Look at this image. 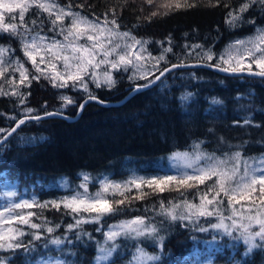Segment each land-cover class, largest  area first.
I'll return each mask as SVG.
<instances>
[{"label":"trees","instance_id":"trees-1","mask_svg":"<svg viewBox=\"0 0 264 264\" xmlns=\"http://www.w3.org/2000/svg\"><path fill=\"white\" fill-rule=\"evenodd\" d=\"M55 1L97 22L115 19L119 30L145 42V50L159 61L157 74L177 64L213 65V61H207L205 52L211 50L215 55L227 42L264 26V5L258 2L234 25L227 22L228 13L239 14L245 0H189L196 6L176 9L167 15L162 14L163 7L150 5L146 0ZM152 12L161 14L149 20ZM11 16L5 13L8 21L20 23L18 13ZM51 21L52 16L36 7L29 8L25 14L29 30L50 35ZM0 44L11 46L21 56L17 37L0 33ZM161 55L165 58L158 60ZM114 80L112 88L89 89L108 106L90 100L75 120H27L0 145V194L5 185H11L18 196H34L35 206L27 211L35 213L31 223L40 226L32 229L17 224L25 233L18 239L27 250L0 248V263L34 264L40 258L59 257L63 264H96L95 256L98 246L106 240L107 226L141 217L156 227L157 233L122 234L114 241H107L115 250L100 264H126L137 249L158 257L150 264H192L197 260H209V264H264V250L245 255L246 247L241 243L206 244L213 238L210 231H199L207 225L206 220H196L182 211L185 203L201 199L215 183V177L204 184L189 181L193 187H186L176 179L164 185L163 192L153 183L142 181L137 184L139 187L134 184L127 191L123 189L108 196L117 211L97 222L84 223L76 232L69 230L78 214L62 204L57 210L51 202L79 189L84 174L110 180L160 176L167 172L166 158L170 153L189 149L194 143L210 153L240 150L243 155L252 156L264 152V77L224 76L205 67L175 69L154 86L134 91L120 105L116 104L135 86L147 84L131 81L118 71L114 72ZM18 92L22 96L0 95V127L6 130L0 139L26 116L59 112L74 117L88 98V94L79 90L69 88L67 92L65 88L53 87L45 78L21 85ZM63 93L75 103L65 104L61 99ZM28 108L33 112H24ZM245 120L250 123L245 124ZM95 185L90 183L89 189ZM217 191L218 186L209 196ZM221 197L222 201L226 200L225 196ZM120 200L124 203H115ZM168 210L188 218L172 220L166 214ZM49 227L54 229L52 233L47 232ZM33 233L41 238L34 240ZM55 237L64 243L53 245L51 240Z\"/></svg>","mask_w":264,"mask_h":264},{"label":"snow or ice","instance_id":"snow-or-ice-1","mask_svg":"<svg viewBox=\"0 0 264 264\" xmlns=\"http://www.w3.org/2000/svg\"><path fill=\"white\" fill-rule=\"evenodd\" d=\"M148 4H153L154 0H146ZM260 3L264 5V0H245L243 4H241L238 12L239 14H235L234 12L230 11L228 16L230 19L227 21L229 24H235L238 20L242 19V14L248 11L255 3ZM165 9V12L162 13L163 15H167L168 12L181 9V8H190L195 7V3H189V0H165V3L160 5ZM227 7V5H225ZM36 7L44 12H48L49 16H55V19L51 21L53 28L56 26L61 27V32L66 33L64 35V40L67 41L66 44L61 43L60 41H53L49 44H43V37H40V42L34 37L31 41H28L25 33L20 32L19 29L21 27L26 29L25 24V14L28 12L29 8ZM19 10V24L16 23H5V13L11 16L16 10ZM56 9V11H53ZM158 12H152L151 16L148 17L151 20L152 17L157 16ZM65 17H69L71 19V25L65 28L64 21ZM12 19H15V16H11ZM35 24L36 21H33ZM249 23H254V21H249ZM112 25V27H109ZM119 24L115 19L108 20L105 18L103 23H96L90 21L87 17L80 15L79 13L72 12L70 8L65 10L64 7H61L53 2H49V0H0V33H8L13 37H18L21 40L22 48L24 52V56L31 61L33 67L35 68L36 72L39 75H29L28 70L24 67L23 64L17 62L16 70L19 71L20 74V85H27L31 84V80H39L41 77L45 79H49L52 83L53 87H69V81L72 82L71 86L75 88L77 85L81 87L85 92L88 93V100H97L100 103L103 101H99L98 97L92 94L89 91L88 84L85 82V77L90 76L93 83H95L97 88L107 86L108 88H112L115 86L116 81L114 80L111 71H103V73H97L95 69L100 68L101 65H110L111 69L118 70L121 67L127 69L129 65L133 67H141V65L134 64L133 60L136 62L142 61L145 59L143 56V44L144 41L137 40L134 37H130L129 32H119L114 29H118ZM107 34L108 44L111 47H106L105 44L102 42L101 37ZM86 36L89 41H93L92 48L85 47L83 45H76V41L80 38ZM70 37L72 39H70ZM119 37L120 39L124 38H131L132 44H125L124 51H118L121 48L119 43H113V39ZM137 46H140L139 50L133 51L136 49ZM195 47H200L196 45ZM71 48L73 53L72 56L63 55L62 59L64 62L65 69H71L73 64L71 61H76L75 64L76 71L71 72L67 71L66 74H62L60 72H56L54 75L49 76L46 69L41 68L40 64H44L46 62L45 55H41V51L46 50L47 53L53 55L57 60L61 59L62 51L64 49ZM7 51L6 48L0 46V57H2L5 52ZM102 52L103 58L100 59L98 62L96 61L97 52ZM165 51H171V49H166ZM79 55H76V54ZM209 61L213 59V55L211 50L204 53ZM37 56L40 57L39 63H37ZM110 56H115L114 60H109ZM225 56L227 58H225ZM165 57L161 55L158 57V60H163ZM245 58L249 61L247 64V70L252 75H257L264 77V30H258V34L248 40H238L235 44L231 45L227 52L221 56V60L224 64L231 65V62L235 60L237 66H230L227 68H221L222 71H231V72H239L243 71L244 68L240 65L243 64ZM3 64L2 59H0V65ZM255 64L256 68L259 71L253 72L252 65ZM174 65L173 67H176ZM52 68H55L56 65L52 64ZM219 67V65H217ZM6 68L0 67V76H3ZM168 71V69H165ZM164 73L161 72V76ZM134 77H130L133 79ZM140 78L145 79V75H141ZM159 79V77H156ZM10 83L15 84L16 81H10ZM149 83H152L150 81ZM148 85L137 86L136 90H139L141 87H147ZM2 89H0V95H6ZM13 95H21L18 91H13ZM61 99L64 101L65 104H74L75 101L67 96H62ZM187 97H182V100H186ZM23 98L21 99V103H23ZM87 103V101H85ZM84 104L80 105V109L82 110ZM27 113L33 112V109L28 108L25 110ZM59 113H45L47 116L58 115ZM27 119H36L39 120L41 117L39 116H26L25 119L18 120L16 123V127L12 128L8 131V136H11L13 133L16 132L17 128L20 125H23ZM245 124H249V120L244 121ZM6 130L0 128V133L5 132ZM195 147L199 149L200 145L196 144ZM175 156H185L187 157V153H175ZM208 159L214 160L215 162L212 164L207 165L206 167L197 168L196 171L198 175H188L183 179L179 180L178 182L186 187H193V184L188 183L189 181H196L199 184H204L206 180H211L213 177H217L215 183L208 188V191L201 196V205L196 206L194 204H186V207L190 210L195 209L194 213L190 212L191 214H195L198 216H213L215 213L214 211L209 210L208 206L213 205L214 203H219V196L221 193L225 197H227L228 204L231 206L233 202L239 203L241 200L251 199L253 193L259 191L260 193V201L261 205L264 206V157H261L259 161V165H256V162H253L252 165H249L247 160H243V174L239 175L240 173V164L242 162L241 152L237 151L232 154L231 159L234 160L236 163L233 165L231 171L222 169L220 165L227 163L225 160H219L213 156H206L205 154H197L196 160L201 159ZM187 167H193L192 163H189ZM238 177V178H237ZM89 179L87 174H84V181L87 182ZM176 177L168 176L164 177L161 180L153 181L156 183L159 191L163 192L164 187L160 185H166L171 181L176 180ZM134 182V181H133ZM101 188L103 192H107L110 189L115 191H120L122 188L127 191V184L121 185L112 183L110 181L102 180ZM257 185L259 186L257 188ZM219 187V191L216 192L215 195L209 198V194L216 188ZM80 187L84 188L87 191L86 183H82ZM139 187V185H137ZM123 195V192H121ZM9 197L15 196V192L7 193ZM239 197V198H237ZM139 198V197H138ZM52 206L57 210L60 209L61 204L65 209H69L74 214H79L82 212H87L90 214H95V219H99L101 216L111 214L118 209L113 207V202L107 200L103 197L102 193H97L94 197H81L79 194L75 197L65 198L63 201L51 202ZM116 204H122L124 201H115ZM35 205L30 203L27 200H21L17 203H9L8 205L3 207V211H0V225L17 222L21 225L30 226L32 229H38L40 226L31 223V217L35 215V213L29 211L26 214L23 212H17L16 210H23L25 208H32ZM40 207H46L47 205H39ZM177 207L173 205V208ZM172 220L176 219H186L183 215L177 216L174 214L173 210H168L166 213ZM233 216L236 215V210L233 209ZM228 219H232V217H228ZM241 221L245 219L243 215H241ZM248 223L238 222L235 219H232L231 226H228L224 223V218L221 216L218 223L211 224V228L215 230H223L225 235H232L233 231L239 230V236L236 237L237 239H241L243 244L246 246L245 255H249L254 253L256 250H264V208L260 211H257L255 216H248L246 218ZM81 222H88L87 220H77L76 224L79 225ZM254 226H258V230L254 231ZM69 230H71L74 225H69ZM121 229V231H112L105 233V237L107 241H114L115 238L122 234H129V233H136L137 236L139 235H153L157 233V228L154 226H146L145 221L137 217L134 220L124 222L121 225L117 226ZM48 233H52L54 231L53 228L49 227L46 229ZM206 228H199V231L204 232L207 231ZM25 235V233L19 228H9L7 231H0V248L7 247L9 249H16V248H25L27 247L23 245L19 241V237ZM34 240H39L41 238L40 234L33 233L32 234ZM163 240V237H160ZM259 240V243L257 242ZM3 241H7L5 245L2 243ZM70 242V241H69ZM53 245H61L64 243L63 240L59 238H55L51 240ZM115 250V246L113 247H101L99 248V254L96 257L97 264H100L102 261L108 260L109 257L112 256L113 251ZM140 256L137 257V264H147V261H154L157 260V256H149L143 252L142 249H138Z\"/></svg>","mask_w":264,"mask_h":264},{"label":"rangeland","instance_id":"rangeland-1","mask_svg":"<svg viewBox=\"0 0 264 264\" xmlns=\"http://www.w3.org/2000/svg\"><path fill=\"white\" fill-rule=\"evenodd\" d=\"M49 2H53V3H55V4H57V5L61 6V7H64L65 10L69 9L68 7H66L64 5L59 4L55 0H49ZM153 3L155 4V7H157V6L159 7V5H162L163 3H165V0H154ZM70 10L72 12L79 13L78 11H75L73 9H70ZM53 11H56V9H53ZM15 13L19 14V10L17 9L15 11ZM46 13H48V12H46ZM53 19H55L54 15L52 16V20ZM89 20L93 21V22H96V23H101L102 24V22H97V21H94V20H91V19H89ZM4 22L5 23H15L13 21H8V19L6 17H5V21ZM70 25H71V19L69 17H65V21H64V25L63 26L65 28H67ZM109 27H112V25H109ZM114 30L119 31L121 33L122 32H128V31L119 30V29H114ZM258 30H264V26H257V27L254 28V30L251 33H249L247 35H244V36H242L240 38H236V39H233V40L227 42L217 54H215V55L212 54L213 55V59L211 61H213L212 62V63H214L213 65H215V66L219 65V67H222V68H227V67H230V66H237L235 60H233L231 62V65L224 64L223 61L221 60V56L224 55L227 52V50L229 49V47L231 45L235 44L236 41H238V40H245L246 41L249 38H252V37L256 36L258 34ZM19 31L25 33V36H26L28 41H31L35 37L37 39V41L40 42V37H43L44 38L43 41H42L43 44H49V43H52L53 41H60L61 43H64V44L67 43V41L64 40V35L66 33H62L61 32V27L59 25L56 26L55 28L52 27V33L50 35L46 34L44 32L38 31V30L34 31L32 29H30V30L27 29V31H25V28H22V27L19 29ZM130 37H134L135 39L140 40V39L136 38L134 35H132V33H130ZM70 39H72V38L70 37ZM108 39H110V38L107 37V34H105V36L101 37V40L105 44V46L106 47H111V45L108 44ZM141 41H143V40H141ZM132 42L133 41H132L131 38L120 39L119 37H116V38L113 39V43L114 44L115 43H119L121 45V48L118 49V51H124V45L125 44H132ZM75 43H76L77 46L83 45V46L88 47L90 49L92 48V45H93V41H89L86 38V36L80 38ZM18 45H19V48H20L21 56L16 55V53H14L13 48L11 46L0 44V46H2V47L7 49L5 54L2 57H0V59H2V61H3V64L0 65V67H4V68L7 69V71H5V73H4V75L0 76V89H2L5 93H7L4 96L13 95L12 94L13 91L14 90L18 91L19 87L21 86L19 84L20 74H19V71L16 70L17 62H19L20 64L24 65V67L28 70L29 75H39V73H37L35 68L33 67L31 61H29L28 58L24 56V52H23L22 43H21L20 38H18ZM139 49H140V46H137L136 49H133V51L139 50ZM143 49H145L144 44H143ZM142 54L145 57L144 60L139 61V62H136L135 60H133L134 64L138 63L139 65H141V67H139V68L133 67L132 65H129L127 67V69H125L124 67H121L118 70H113V69H111L110 65H101L100 68L95 69V71L97 73H103V71H111V74H112L113 78H114V72L118 71L120 73H125V75L129 79H130V77H134L133 79H130L131 81H137V82L148 84L150 81H153L154 78L157 75V72L159 70V61H157L156 59L152 58L151 55L146 50L143 51ZM41 55H45L46 62L44 64H40V67L46 69V71H47L49 76L54 75L56 72H60L62 74H66L67 71H71V72H75L76 71V67H75V64L77 63L76 61H71V63L73 64V67L71 69L66 70L65 66H64L63 59H62L63 55H68V56H72L73 55V53L71 51V48L64 49L62 51L61 59H59V60H57L53 55H51L50 53H47L46 50H43V49L41 51ZM76 55H79V54L77 53ZM102 58H103L102 52L98 51L97 52V56H96V61L98 62ZM115 58H116L115 56H110L109 60H114ZM225 58H227V57L225 56ZM39 61H40V57L37 56V63H39ZM207 61L211 62L208 59H207ZM248 62L249 61L247 60V58H245L243 64L240 65V66L243 67L244 70H247ZM52 64H55L56 67L52 68L51 67ZM252 67L254 68L252 70L259 71V69L256 68L255 64H253ZM142 74L146 76L145 79L140 78V76ZM41 78H44V77H41ZM84 79H85V82L88 84V88L89 89H90V87H96L95 83L92 82L90 76H86ZM13 80L16 81L15 84L10 83V81H13ZM46 80L48 82H50L49 79H46ZM71 84H72V82L69 81V85L70 86L69 87H64L65 91L69 92V88H72L74 91L79 90V91L85 92L81 87H79V85H77L75 88H73L71 86ZM105 87H107V86H105ZM85 94H88V93L85 92ZM13 96H15V95H13ZM62 96H68V94H64L63 93L61 95V97ZM24 112H26V111H24ZM13 118H15V117H13ZM0 128H2V127H0ZM3 129H5V128H3ZM196 144H198V143L192 144V146L189 149L182 150V151H174V152L170 153L167 156V158H166L167 172L162 174V175H160V176H139V175H137V176H133L131 178L125 179V180H110V179H108L106 177L93 179L92 177H90L88 175L89 179H88L87 182L84 181V176H83L82 183H86L87 191H85L84 188L79 187V189L71 192L70 194L63 195L60 199L56 200V202L63 201L65 198L75 197L78 194L81 197H94V196H96L97 193H102L103 197L106 198L107 200H109L108 196L111 195V193L116 192V191L115 190H111V189L109 191H107V192H103L102 191L100 182L102 180H105V179L107 181H110V182L116 183V184H121V185L127 184V188H128V187H130V186H132L134 184L137 185V184H139L142 181L148 182V183H153V181L161 180L162 178L168 177V176L176 177L177 179L181 180V179H183L184 177H186L188 175H198V172L196 171L197 168L206 167L207 165L212 164V163L215 162L214 160H208L206 158L197 161L196 160V156H197L198 153L199 154H205L206 156H213L215 158H218L219 160L227 161V163L220 165V167L222 169L231 171L233 165L236 163L234 160L231 159L232 154L237 152V151L241 152L240 150H230V151L224 152V153H210V152H206V151L201 150L200 147H199V149H197L195 147ZM175 153H181V154L182 153H187L188 156L187 157H185V156H175L174 157ZM241 157H242V162L240 164V173H239V175L243 174V167H244L243 160H247L249 165H252L253 162H256V165L260 166L259 165V161H260L261 157H264V152H262V153H260L258 155H252V156H246V155H243L241 153ZM189 163H192L193 167H191V168L187 167V165ZM215 179H217V177H215ZM90 183L96 184L93 189H89L88 185ZM153 184L158 188L156 183H153ZM160 186L163 187L164 185L162 184ZM258 187L259 186L257 185V188ZM121 190H123V188ZM218 190H219V187H218ZM9 192H15L16 193V190L11 185H8V186L5 185L4 188L2 189V193L0 194V211H3V207L8 205L9 203H17V202H20L21 200H27L30 203H33L34 196H30V197H27L25 195H19L18 196L17 193H16L15 196L9 197L7 195V193H9ZM221 196H224L223 193H221L220 198H218L219 203H214L213 205H209L208 206L209 210L214 211L215 214L213 216H207V217L204 218L202 216H198V215H195V214H191L190 215V212L194 213L195 209H192V210L188 209L186 207V204H194L196 206H200L201 205V199H199L196 203H185L182 206V211L184 213H186L188 217L195 218L196 220L197 219L206 220L207 225L204 228L208 229L207 231H210L212 233V237H213V238L207 240L206 244L213 245V246H218V244H220L222 242H225L227 245L241 243L244 247H246L243 244V241L241 239H237L236 238V237L239 236V230L233 231L232 235L229 236V235H225L223 230L212 229L211 228V224L218 223L220 218H221V216L224 218V223L226 225H228V226H231L232 219H235L238 222L248 223V220L246 219L248 216H250V215L251 216H255L257 211H260L262 208H264V206L261 205V201H260V198H259L260 197V193H259V191H257L256 193H253V196H252L251 199L241 200L239 203L233 202V204L231 206H229V204H228L227 197H226V200L222 201V199H221L222 197ZM209 198H211V197L209 196ZM237 198H239V197H237ZM233 209L236 210V215L235 216L232 215ZM27 210H28V208H25L23 210H19L18 209L16 211L17 212H23L24 214H26L28 212ZM241 215H243L245 217V219L242 220V221L240 219ZM230 216L232 217V219H228V217H230ZM135 218H137V217L124 219L122 221L111 223L104 230V236H105V233L109 232L110 230H112V231H121V229L118 228L117 226L121 225L124 222H128V221L134 220ZM142 219L145 221V225L146 226H153L148 221H146L144 218H142ZM77 220H82V221L83 220H87L88 222H97L98 221L97 219H95V214H90V213H87V212L79 213L78 216L71 223V225H74V227L72 229H74L75 232L77 231V229H76L77 227H81L84 223H87V222H81L79 225H77L76 224ZM17 224H19V223L11 222V223H6V224H3V225H0V231H5L6 232L7 229H9V228H19L17 226ZM253 230L254 231L258 230V226H254ZM122 234H124V233L122 232ZM127 235H129V236H137L136 233H134V232L129 233ZM221 237H223L224 239L222 238L220 240ZM55 238H57V237H55ZM55 238H52V239H55ZM5 242L7 244V241H5ZM257 242H259V240ZM101 247H110L109 243L107 242V240H105L103 243H101L98 246V250ZM98 250H97V254L95 256V263L96 264H97L96 257L99 254ZM142 250L147 255L154 256L153 254L145 251L144 249H142ZM139 256H140V253H139V251L137 249L136 252L134 253L133 257L131 258V260L128 261L126 264H137V257H139ZM102 262H104V261H102ZM151 262L152 261H147V264H150ZM0 264H5V263H0ZM34 264H63V261L59 257H46V258L38 259ZM192 264H209V260H200V261L197 260L196 263H192Z\"/></svg>","mask_w":264,"mask_h":264},{"label":"water","instance_id":"water-1","mask_svg":"<svg viewBox=\"0 0 264 264\" xmlns=\"http://www.w3.org/2000/svg\"><path fill=\"white\" fill-rule=\"evenodd\" d=\"M174 66V65H173ZM173 66H170L166 69H168V71H165V69L162 71L164 74L161 76V72L159 74L156 75V77H159V79H156V77L154 78V80L152 81V83H149L147 84L148 86L147 87H141L139 88V90L141 89H145V88H150L152 86H154L155 84H157L167 73H170L171 71L175 70V69H191V68H198V67H205V68H208V69H211L213 70L214 72L220 74V75H224V76H246V77H256V78H259L261 76H257V75H252L249 73L248 70H243V71H239V72H231V71H222L221 68L222 67H217L215 65H211V64H207V63H188V64H177L176 67H173ZM253 72H256V70H252ZM137 89V86L134 87L133 91L124 99L122 100L121 102L117 103L116 105H120L123 101H125L127 98L130 97V95L136 91ZM85 101H90L87 99H85L81 104H85ZM96 101V100H95ZM80 104V105H81ZM102 106H108L109 104H101ZM115 105V104H114ZM81 112V109H80V106L78 108V111H77V114L74 116V117H69L63 113H59V112H51V113H59L58 115H52V116H47V115H40L39 117H41V119H46V118H61V119H66V120H75L79 114ZM39 119V120H41ZM27 120H36V119H27ZM26 120V121H27ZM21 126V125H20ZM19 126V127H20ZM16 127V124L12 127V128H15ZM11 128V129H12ZM10 129V130H11ZM19 128H17L18 130ZM8 130V131H10ZM16 130V131H17ZM8 131L2 136V138L0 139V145L3 144L10 136H8Z\"/></svg>","mask_w":264,"mask_h":264}]
</instances>
